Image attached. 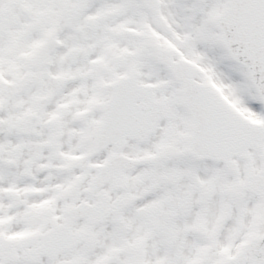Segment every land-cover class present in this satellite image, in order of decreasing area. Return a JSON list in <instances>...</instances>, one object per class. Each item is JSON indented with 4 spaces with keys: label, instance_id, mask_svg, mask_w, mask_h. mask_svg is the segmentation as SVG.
I'll return each mask as SVG.
<instances>
[{
    "label": "snow or ice",
    "instance_id": "snow-or-ice-1",
    "mask_svg": "<svg viewBox=\"0 0 264 264\" xmlns=\"http://www.w3.org/2000/svg\"><path fill=\"white\" fill-rule=\"evenodd\" d=\"M0 264H264V0H0Z\"/></svg>",
    "mask_w": 264,
    "mask_h": 264
}]
</instances>
